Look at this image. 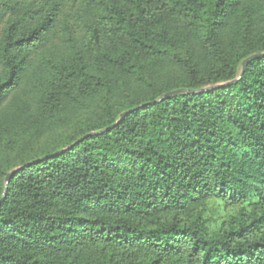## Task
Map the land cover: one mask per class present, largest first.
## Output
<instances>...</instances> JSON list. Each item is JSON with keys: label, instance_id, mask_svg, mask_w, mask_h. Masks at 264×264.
Wrapping results in <instances>:
<instances>
[{"label": "trees", "instance_id": "trees-1", "mask_svg": "<svg viewBox=\"0 0 264 264\" xmlns=\"http://www.w3.org/2000/svg\"><path fill=\"white\" fill-rule=\"evenodd\" d=\"M255 54L264 0H0V264H264ZM165 67L181 76L156 87ZM138 84L149 96L115 101ZM210 200L238 208L215 231Z\"/></svg>", "mask_w": 264, "mask_h": 264}, {"label": "rangeland", "instance_id": "rangeland-1", "mask_svg": "<svg viewBox=\"0 0 264 264\" xmlns=\"http://www.w3.org/2000/svg\"><path fill=\"white\" fill-rule=\"evenodd\" d=\"M224 40L229 38L230 29L225 28L223 30ZM181 76L179 69L174 67L156 68L151 73V81L156 87H160L165 82L175 79ZM151 93L150 87L144 84H138L132 86L123 92H119L115 97L116 102L128 105L140 96H149ZM105 116L103 105H94L93 107L83 111L75 122L60 126L48 134H45L36 144L34 153L41 152L46 149H54L65 142H69L71 137L77 134L82 127L93 124L99 119ZM197 212H200L202 217L207 219V226L210 231H215L221 221L226 219L230 215H235L238 212V208H225L222 203L210 200L198 205Z\"/></svg>", "mask_w": 264, "mask_h": 264}, {"label": "water", "instance_id": "water-1", "mask_svg": "<svg viewBox=\"0 0 264 264\" xmlns=\"http://www.w3.org/2000/svg\"><path fill=\"white\" fill-rule=\"evenodd\" d=\"M263 56H264V55H258V54H255V55H252V56L246 58V59L243 60V62H242V68L244 69L245 66L248 64V62H250V61H252V60H255V59H257V58H261V57H263ZM217 87H218V86H217ZM209 89H211V88L202 89V90H198V91H185V90H183V91H173V92H170V93L165 94L162 98H160V100H163V99H165V98H167V97H169V96H171V95H175V94H182V93H186V92H191V93L205 92V91H208ZM129 113H130V111H127V112L122 113V114L120 115V118H123L124 116L128 115ZM114 125H116V123L113 124V125H111V126H109L108 128H106V130H109V129H110L111 127H113ZM57 153H59V152H56V153H54V154H51V155H49V156H47V157L54 156V155H56ZM16 171H17V170H14L13 172H11L10 174H8V175L6 176V179H5V180H6V183H7L8 179H9V177H10L12 174L16 173ZM2 199H3V196H2V198L0 199V202L2 201Z\"/></svg>", "mask_w": 264, "mask_h": 264}]
</instances>
